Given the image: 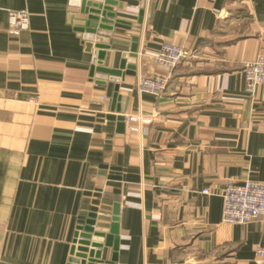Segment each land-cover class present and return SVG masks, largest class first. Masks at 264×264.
<instances>
[{
  "label": "crops",
  "instance_id": "1",
  "mask_svg": "<svg viewBox=\"0 0 264 264\" xmlns=\"http://www.w3.org/2000/svg\"><path fill=\"white\" fill-rule=\"evenodd\" d=\"M80 1L0 0V264H74L94 215L119 237L113 264H258L264 218L222 220L226 181L264 183V88L243 72L264 54V0H117L103 67L139 46L119 84L93 74ZM22 10L29 29H10ZM165 42L194 58L141 93L168 74Z\"/></svg>",
  "mask_w": 264,
  "mask_h": 264
},
{
  "label": "built area",
  "instance_id": "2",
  "mask_svg": "<svg viewBox=\"0 0 264 264\" xmlns=\"http://www.w3.org/2000/svg\"><path fill=\"white\" fill-rule=\"evenodd\" d=\"M9 27L12 30L25 31L30 27V15L26 10L10 11L8 17ZM194 55L178 45L165 42L154 60L157 65L168 71L166 76L152 75L139 82L138 89L141 93L161 97L169 86L171 76L175 71ZM243 72L246 88L249 93H255L259 88H264V54L255 61L246 63ZM133 116H126V121H132ZM209 194V190L203 191ZM224 210L223 223L228 225H248L264 218V183L246 180L242 184L232 180L226 181L223 192ZM258 264H264V247L256 249Z\"/></svg>",
  "mask_w": 264,
  "mask_h": 264
},
{
  "label": "water",
  "instance_id": "3",
  "mask_svg": "<svg viewBox=\"0 0 264 264\" xmlns=\"http://www.w3.org/2000/svg\"><path fill=\"white\" fill-rule=\"evenodd\" d=\"M117 0H81V9L83 15H86V24L79 31L83 34L86 41V48L89 51L95 50V65L93 74L98 73L100 79L105 75L110 76V80L121 83L124 77L134 74V69L138 57V39L134 40L129 53H124L118 69H107L103 67V53L101 51L109 50L106 45L107 39L112 37V26L114 25L113 7L117 6ZM143 15V13L141 14ZM106 78V77H105ZM119 89V87H118ZM118 95H115V101ZM114 118V117H112ZM122 122V118L119 119ZM118 215V213H116ZM117 218V217H116ZM117 220V219H115ZM96 215L88 221L87 226L82 228L80 241H77L79 247L77 254L71 259L74 264H113L116 261V255L112 261L103 260V248L113 247L117 252L119 246V237L115 230H103L96 227ZM116 236V237H115ZM92 248V249H90Z\"/></svg>",
  "mask_w": 264,
  "mask_h": 264
}]
</instances>
